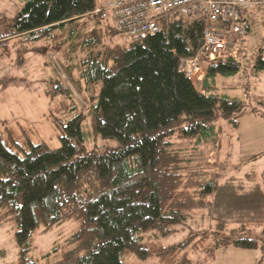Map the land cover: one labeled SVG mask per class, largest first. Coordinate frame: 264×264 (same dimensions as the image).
<instances>
[{
  "label": "trees",
  "instance_id": "trees-1",
  "mask_svg": "<svg viewBox=\"0 0 264 264\" xmlns=\"http://www.w3.org/2000/svg\"><path fill=\"white\" fill-rule=\"evenodd\" d=\"M96 7L97 0H29L12 29L0 32V43L21 38L26 51L35 42L57 50L78 49L83 54L76 65L80 89L94 108L96 132L119 142L103 152L78 155L73 139L83 141L84 115L79 114L52 121L62 134L57 149L36 144L32 128L0 125V225H18L17 264H124V254L154 258L155 264H191L190 254L183 251L189 245L210 257L223 246L263 252L264 239L252 236L261 223L251 231L248 220L229 218L240 209L231 204L232 195L219 189L220 176L206 169L198 151L219 143L220 115L236 123L234 115L244 110L242 101L218 87V78L241 72L240 55L209 63L203 59L207 73L197 89L180 62L193 58L203 43L201 20L172 15L163 20L160 33L100 50L101 39L82 34L79 21L88 15L96 24L109 23L107 35L120 33L93 14ZM250 32L245 18L244 42ZM263 51L264 43L258 72L264 71ZM57 93L73 95L67 85L46 92ZM174 139L186 142V155ZM200 210L212 212L213 230L170 247L142 242L148 230L170 235ZM67 221L77 223L78 229L41 260L35 259L34 231L40 226L51 231ZM220 233L228 236L219 238Z\"/></svg>",
  "mask_w": 264,
  "mask_h": 264
},
{
  "label": "rangeland",
  "instance_id": "rangeland-1",
  "mask_svg": "<svg viewBox=\"0 0 264 264\" xmlns=\"http://www.w3.org/2000/svg\"><path fill=\"white\" fill-rule=\"evenodd\" d=\"M28 1L0 0L1 33H8L12 29L16 16ZM99 1L101 4L105 3V0ZM87 16L79 21L83 24L82 34L99 37L101 43L97 49H106L128 38L120 32L117 35H107L104 31L109 25L107 21L96 24L95 21L86 19ZM245 18L250 24L251 32L240 50L241 72L234 77L218 78L220 93L242 101L245 105L244 110L241 114L234 115L236 123L223 119L220 115L219 143L201 146L198 151L205 158L206 169L216 177L224 178L223 181L230 179L231 176L243 178L244 173L253 170L256 174L255 182L252 186L242 184L244 192L248 193L247 196H240L237 201L233 195L231 204L233 202L235 209L240 210L232 212L229 218L238 221L248 220L252 224L251 231L261 223V228L255 229L256 232L252 236L264 239V199L258 190L254 191L257 185L263 187L264 179V71L258 72L256 69L259 49L264 43V25L260 21L259 8L255 3L246 11ZM20 40L22 39H11L0 43L3 57V60H0V125L32 128L34 131L32 137L36 144H43L48 149H57L61 146L62 134L52 121L57 118L68 121L79 114L84 115L83 141L79 143L73 139L78 148V155L85 151L103 152L118 147L117 139L103 138L96 132L94 108L88 103L86 92L80 89L81 77L76 67L83 54L78 49L73 51L66 48L70 46L57 50L43 42L32 43L26 51L24 43L19 42ZM8 49L10 53H4ZM203 65L204 76L196 82L197 89H200L207 73L205 60ZM66 85L70 87L73 95L46 94L48 90L54 89V86L66 88ZM55 91L57 92L56 89ZM96 92H99V88ZM174 142L184 148L182 154L186 155V142L176 139ZM230 166H233L232 169ZM222 187L223 185L219 184V189ZM221 190L232 193L234 191L231 185ZM209 212L200 210L197 217L176 226L174 232L164 237L158 231L150 229L143 233L142 242L161 243L170 247L187 241L194 234L211 231L216 223L212 212ZM231 226L233 225L230 224ZM17 229L18 225L15 222L0 225V264L18 263L19 249L15 239ZM77 229L78 225L73 221H67L47 232H44L41 226L38 227L31 238L34 246L31 255L41 260L56 246L65 243ZM226 236L228 233H220L219 238ZM191 246L183 249L190 254L191 264L209 262L206 256H210L191 249ZM259 255L264 264V251H260ZM121 260L124 264L158 263L157 259H142L135 254H124Z\"/></svg>",
  "mask_w": 264,
  "mask_h": 264
},
{
  "label": "built area",
  "instance_id": "built-area-1",
  "mask_svg": "<svg viewBox=\"0 0 264 264\" xmlns=\"http://www.w3.org/2000/svg\"><path fill=\"white\" fill-rule=\"evenodd\" d=\"M264 25V0H107L93 12L135 42L162 31V22L179 15L188 22H203V43L193 58H183L181 70L195 84L204 76L203 59L212 62L237 58L245 38L243 12L253 4Z\"/></svg>",
  "mask_w": 264,
  "mask_h": 264
},
{
  "label": "crops",
  "instance_id": "crops-1",
  "mask_svg": "<svg viewBox=\"0 0 264 264\" xmlns=\"http://www.w3.org/2000/svg\"><path fill=\"white\" fill-rule=\"evenodd\" d=\"M106 1L107 0H105V2ZM104 4H101L100 1L97 0V5L103 6ZM263 56H264V52H263ZM232 167L230 166V169H232ZM239 169H241V166ZM255 178H256V174L253 172V170H250L247 173H244L243 178L242 177L238 178L237 176L236 177L231 176L230 179H226L224 181H223L224 178L220 179V184L225 185L230 183L234 191L233 193L232 191H227V193L232 195V198L234 195V197L238 201V198L240 196L244 197V194L248 195V193L244 192V189L242 188V184L246 186H252V184L255 182ZM239 190L240 193L238 194ZM257 190L261 193L264 199V179H263V187L262 186L259 187L257 185V188L254 189V191ZM215 208L218 209L217 205L215 206ZM259 252H260L259 250H243L233 246H223L216 250L214 256L212 257L206 256V258L209 261L208 263L207 261H205L204 263H200V264H261L262 258L260 257Z\"/></svg>",
  "mask_w": 264,
  "mask_h": 264
},
{
  "label": "bare ground",
  "instance_id": "bare-ground-1",
  "mask_svg": "<svg viewBox=\"0 0 264 264\" xmlns=\"http://www.w3.org/2000/svg\"><path fill=\"white\" fill-rule=\"evenodd\" d=\"M191 81H192V80H191ZM192 83L194 84V86H196L195 83H194L193 81H192Z\"/></svg>",
  "mask_w": 264,
  "mask_h": 264
}]
</instances>
